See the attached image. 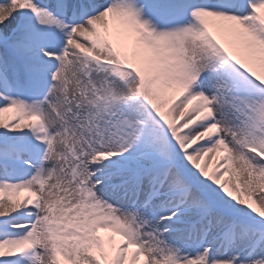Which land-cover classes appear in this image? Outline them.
<instances>
[{
	"label": "snow or ice",
	"instance_id": "obj_1",
	"mask_svg": "<svg viewBox=\"0 0 264 264\" xmlns=\"http://www.w3.org/2000/svg\"><path fill=\"white\" fill-rule=\"evenodd\" d=\"M0 264H264V0H0Z\"/></svg>",
	"mask_w": 264,
	"mask_h": 264
}]
</instances>
